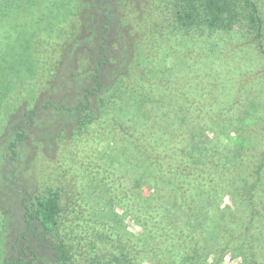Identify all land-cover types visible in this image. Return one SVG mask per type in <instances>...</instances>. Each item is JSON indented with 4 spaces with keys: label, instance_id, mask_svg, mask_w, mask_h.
I'll return each mask as SVG.
<instances>
[{
    "label": "rangeland",
    "instance_id": "374dc122",
    "mask_svg": "<svg viewBox=\"0 0 264 264\" xmlns=\"http://www.w3.org/2000/svg\"><path fill=\"white\" fill-rule=\"evenodd\" d=\"M101 1L89 0L85 10V0H0V264L22 260L24 252L32 258V248L35 264H59L51 248L62 241L78 254L98 259L95 264H116L112 256L121 247L134 251L137 264H264L263 222L252 221L231 195L217 203L201 198L198 207L203 210L196 216L199 211L182 205L174 188H166V181L146 175L147 158L141 155L146 136L154 146L156 135L166 143L174 141L185 117L180 104L188 96L209 104L234 101L246 106L253 101L264 106V60L255 44L256 30L245 24L211 38L179 28L169 5L174 0H111L112 13L108 4L95 9ZM260 6L264 11V0ZM109 19L112 22L106 26ZM74 21L79 34L97 26V38L106 33L116 53L127 42L131 54L127 69L136 72L140 57L143 65L156 67L165 81L157 84L165 87L132 121H100L82 129H77L79 124L71 115L56 116L32 100L27 109L37 113L31 119L24 110L10 132L8 127L23 102L17 98L19 89L25 93L34 86V77L52 70L56 59L59 69H64L61 60L66 55L56 46L68 39L64 34L75 27ZM40 52L46 53L42 59ZM130 82L146 84L137 78ZM75 92L67 86L72 104L81 100ZM94 108L92 104L88 109ZM19 126L25 127L24 140L17 144V159L12 161L9 146ZM126 129L132 136L125 134ZM121 137L128 139L123 142ZM116 150H124L119 163L127 168L123 170L129 185L146 172L144 181L152 180V192L142 191L144 204L134 202L132 215L113 207L96 169L100 163L107 166L115 161L111 154ZM51 190L60 195L58 236L43 238L32 231L23 236L24 199L32 201ZM202 216L211 219L204 223ZM97 226L108 232H99ZM101 238L103 258H97L96 241Z\"/></svg>",
    "mask_w": 264,
    "mask_h": 264
},
{
    "label": "trees",
    "instance_id": "16d2710c",
    "mask_svg": "<svg viewBox=\"0 0 264 264\" xmlns=\"http://www.w3.org/2000/svg\"><path fill=\"white\" fill-rule=\"evenodd\" d=\"M88 1L83 2L85 10H88L86 6ZM170 2L168 4L173 8V18L179 28L188 33L198 32L202 36L211 35L213 38L214 35L232 33L245 24L254 28L257 32L255 44L264 60V11L260 6L261 0ZM110 3L111 0H103L95 9L108 4L106 7L112 13ZM111 22L112 20L109 19L105 25L108 26ZM76 23L77 21L73 22L75 25L73 29L65 31L64 37L68 36L65 43H59V47L55 45L66 55L61 60L64 69H59L57 65H60V61L56 59L52 70L43 71L42 75L34 77L36 81L34 86L26 89L25 93L19 89L17 98L19 103L23 102L18 105L17 115H14L15 118L8 127L10 132L15 131L14 123L22 120L20 117L24 114V110L25 115L31 119L32 114L37 113L36 110L27 109L32 100H36L35 103L38 105L42 104L40 109L51 110L56 116L71 115L75 120L74 123L79 124L77 129H82L100 121L106 124L110 121L120 122L118 120L122 119L125 122L132 121L133 117L143 114L149 102L165 87L157 84L158 80L165 82L160 79L161 73H158L153 64L143 65L140 57L137 59L136 72L127 69L131 62V54L126 51L127 42L123 44L120 52L116 53L105 37L106 33L97 38V26H91L85 29L83 34H79ZM101 40L103 41L100 44ZM84 54L87 56L84 57ZM44 56L46 53H39V59ZM90 64L93 65V69H89ZM126 78L129 80L127 81ZM136 78L144 80L146 84H132L130 81ZM67 86L68 91H76L81 96L77 104L69 102L71 95L67 93ZM9 96L10 94L7 98ZM137 97L141 99L138 100ZM14 100L15 97L12 103ZM56 100L61 101L57 104ZM234 103L229 101L226 104H209L189 96L183 99L180 107L185 117L182 119L183 125L180 131L175 132L173 136L174 141L168 140L166 143L162 135H156L154 138L156 146L149 143L151 139L149 136L142 140L143 152L147 153L141 155L147 158L145 164L146 169L149 168L148 174L145 171L146 173H142L131 185L128 184V176L123 170L127 168L119 163V156L124 150L113 152L111 155L115 156L116 160L107 166L98 162L99 166L96 165V169L101 174L106 186V194L110 197L113 207L121 208L128 215H132L136 208L134 202L145 200L142 191L148 189L149 193L152 192V180L149 179V183L144 181L146 174L150 177L152 175L154 181L159 179L166 181V188H174L182 205H187L195 212L199 211L195 213L196 216L203 210L198 207L201 198L217 203L218 200L231 195L235 201L242 204L252 221L259 220L264 223V106L253 101L246 106ZM92 104L95 108L88 109ZM189 123H193L194 127H190ZM124 132L132 136L131 129H126ZM24 134L25 127L19 126L16 138L9 146L12 161L17 159L15 149L19 142H23ZM127 139L121 137L123 142ZM114 143L121 142L115 140ZM103 158L106 159L105 156ZM148 158L151 159V163ZM121 186L125 191H121ZM22 205L26 228L23 236L28 233L27 231L39 234L43 238L52 236L55 239L58 236L55 232L61 211L58 193L51 190L48 194L37 195L32 201L24 199ZM202 217L204 223L211 219L210 216ZM98 228H100L99 232H108L104 227L97 226L96 229ZM96 242V249L99 251L97 258H103L101 252L103 248L99 247L104 246L105 243L102 238L100 242ZM121 249L119 254L112 256L115 257L116 264H137L133 250L129 251L124 247ZM51 250L54 252L56 263L59 264H85V262L95 264L98 260L78 254L74 247L63 241L57 243ZM1 254L0 249V256ZM23 255L22 260L15 263L7 261L5 264H35L36 255L33 248L32 258L26 252Z\"/></svg>",
    "mask_w": 264,
    "mask_h": 264
}]
</instances>
